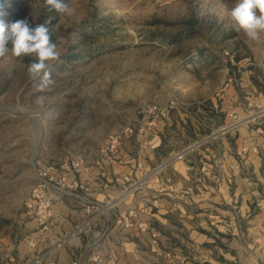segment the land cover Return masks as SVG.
Returning <instances> with one entry per match:
<instances>
[{"label": "rangeland", "instance_id": "rangeland-1", "mask_svg": "<svg viewBox=\"0 0 264 264\" xmlns=\"http://www.w3.org/2000/svg\"><path fill=\"white\" fill-rule=\"evenodd\" d=\"M65 3L70 11L60 15L49 13L44 0H0V19L6 23L27 19L35 27L55 16L52 39L61 53L50 68L53 84L43 91L28 77L33 57L0 58V264H44L70 242L37 251L31 240L35 218L26 202L40 172L78 156L97 157L108 136L136 124L145 106L173 100L177 106H200L199 112H246L264 103L250 98L264 92V37L253 42L230 28L236 0ZM232 86L236 100L229 93ZM36 118L41 124L37 146ZM220 125L185 136L192 142ZM183 136L167 128L150 166L175 151ZM125 143L137 157L136 142ZM138 195L119 204L136 205ZM43 253L42 262L35 263Z\"/></svg>", "mask_w": 264, "mask_h": 264}, {"label": "crops", "instance_id": "crops-1", "mask_svg": "<svg viewBox=\"0 0 264 264\" xmlns=\"http://www.w3.org/2000/svg\"><path fill=\"white\" fill-rule=\"evenodd\" d=\"M235 88L232 86L229 92L234 100L238 97ZM250 98L263 102L264 92ZM185 105L172 110L166 124L160 123L150 136L135 134L127 139L134 140L141 149L137 157L124 148L126 140L113 164L105 159L102 166L81 174L59 166L49 177V194L54 199L58 222L48 231H42L35 219L31 222L36 228L31 240H36L37 251L86 218L85 202H104L123 187L124 175L140 176L136 169L139 161L146 166L156 163L149 160L162 145L167 128L179 129L184 135V140L174 145L178 150L190 142L187 133L198 136L200 131H208L228 118V112H199L200 106ZM195 107L197 112L193 111ZM215 116L219 121L214 120ZM243 145H256L259 152L240 156L238 150ZM169 174L176 192L185 191L186 197L155 196L149 188L140 191L137 221L146 223V228L126 227L119 212L129 204H119L85 233L47 256L44 264H264V213L253 204L258 195H264V134L258 133L254 125L242 127L176 164ZM58 180L75 186L59 187ZM156 199L159 206L148 208Z\"/></svg>", "mask_w": 264, "mask_h": 264}, {"label": "built area", "instance_id": "built-area-1", "mask_svg": "<svg viewBox=\"0 0 264 264\" xmlns=\"http://www.w3.org/2000/svg\"><path fill=\"white\" fill-rule=\"evenodd\" d=\"M253 104L250 103V106ZM177 107V102L171 100L165 104L152 103L145 106L142 110L143 116L136 124H128L123 128L111 133L102 149L100 150V157L94 160H89L84 156H78L74 159L65 161L60 167L65 170H72L75 174L90 171L93 167L103 165L106 159L108 163H115L116 156L119 153L125 140L135 134L148 136L153 134L156 128L162 123L163 125L169 119L172 110ZM258 110L246 111L243 113L232 109L228 112V118L225 123L218 128L211 130L207 135L187 143L182 148L172 151L160 162L153 166H146L143 161L137 163V170L141 172L140 176L136 174H126L123 176V182L126 184L123 190L116 196H111L104 202L89 200L83 204L87 216L82 221L78 222L67 232H64L53 243L52 248L63 247L71 238L85 233L90 229L95 222L102 216L115 207L119 203L140 192L142 189L149 188L155 196L162 194H177L178 197L185 198V191L176 192L174 188L175 181L169 174L170 170L175 168L176 164L186 162L187 159L200 152L208 144L218 141L220 138L227 137L242 127L254 125L258 133L264 134V103L257 104ZM150 136V135H149ZM249 152H259L256 145H243L238 154L243 156ZM207 171V168H203ZM56 171L55 166L44 168L40 172V176L36 185L34 186L30 199L26 202V206L30 214L34 218L42 231L51 230L58 222V217L55 214L53 207L54 199L49 194V187L51 185L50 175ZM60 187H74V184H65L57 181ZM255 207L264 213V195L260 194L253 201ZM159 206L158 200H153L148 208L153 209ZM139 215L136 205H129L125 210L119 212V217L124 221L126 227L146 228V223L138 222ZM154 241H157V234L154 233ZM46 253L41 254L35 259V263H41Z\"/></svg>", "mask_w": 264, "mask_h": 264}, {"label": "clouds", "instance_id": "clouds-1", "mask_svg": "<svg viewBox=\"0 0 264 264\" xmlns=\"http://www.w3.org/2000/svg\"><path fill=\"white\" fill-rule=\"evenodd\" d=\"M49 13L67 14L70 9L65 0H44ZM50 15L45 22L31 27L27 19L6 23L0 19V58L9 54L13 57H33L27 72L31 81H39L41 91L53 84L50 68L61 53L52 39V21ZM230 28L242 32L253 42H260L264 37V0H236L229 11Z\"/></svg>", "mask_w": 264, "mask_h": 264}, {"label": "water", "instance_id": "water-1", "mask_svg": "<svg viewBox=\"0 0 264 264\" xmlns=\"http://www.w3.org/2000/svg\"><path fill=\"white\" fill-rule=\"evenodd\" d=\"M35 117H37V116H35ZM36 120H37V122H38V138H37V140H36V146H37V143H38V141H39V139H40V131H41V124H40V122H39V120L36 118ZM36 153V151H34V154ZM33 158H34V155H33Z\"/></svg>", "mask_w": 264, "mask_h": 264}]
</instances>
